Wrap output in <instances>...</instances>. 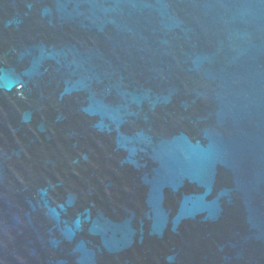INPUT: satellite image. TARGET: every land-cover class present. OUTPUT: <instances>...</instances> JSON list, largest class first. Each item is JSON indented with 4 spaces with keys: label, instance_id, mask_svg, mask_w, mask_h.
Returning a JSON list of instances; mask_svg holds the SVG:
<instances>
[{
    "label": "water",
    "instance_id": "95a60500",
    "mask_svg": "<svg viewBox=\"0 0 264 264\" xmlns=\"http://www.w3.org/2000/svg\"><path fill=\"white\" fill-rule=\"evenodd\" d=\"M0 264H264V0H0Z\"/></svg>",
    "mask_w": 264,
    "mask_h": 264
}]
</instances>
